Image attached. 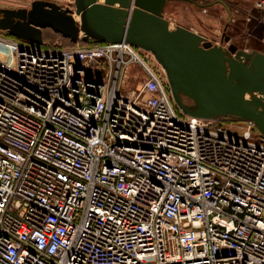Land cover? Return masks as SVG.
<instances>
[{"label": "built area", "instance_id": "2783aa9c", "mask_svg": "<svg viewBox=\"0 0 264 264\" xmlns=\"http://www.w3.org/2000/svg\"><path fill=\"white\" fill-rule=\"evenodd\" d=\"M150 56L0 29V264H264V134L183 112Z\"/></svg>", "mask_w": 264, "mask_h": 264}, {"label": "water", "instance_id": "95a60500", "mask_svg": "<svg viewBox=\"0 0 264 264\" xmlns=\"http://www.w3.org/2000/svg\"><path fill=\"white\" fill-rule=\"evenodd\" d=\"M168 1L76 0L79 21L70 7L33 0L31 7H1L0 29L37 44L51 28L73 43L125 41L147 49L165 68L183 112L253 120L264 134V52L224 47L182 25L170 28Z\"/></svg>", "mask_w": 264, "mask_h": 264}, {"label": "rangeland", "instance_id": "374dc122", "mask_svg": "<svg viewBox=\"0 0 264 264\" xmlns=\"http://www.w3.org/2000/svg\"><path fill=\"white\" fill-rule=\"evenodd\" d=\"M32 1L0 0V8L31 7ZM50 1L62 6L76 7V0ZM164 13L170 21V25L185 26L206 36L216 44L225 45L228 48L234 44L238 49L248 52H252L254 49L264 52V0H169ZM55 33L51 28L44 29V36L47 39L59 38L65 44H70L69 38L61 39L60 35ZM226 37H230V39L226 40ZM94 42L101 41L94 40ZM150 62L159 69L158 63L160 62H154L152 56H150ZM132 72L135 75L131 77L130 83L135 89H139L142 69L139 66H133ZM185 100L192 103L188 98ZM221 118L227 126L232 124L231 127L234 129H238L239 125H244V122L232 120L231 117Z\"/></svg>", "mask_w": 264, "mask_h": 264}, {"label": "trees", "instance_id": "16d2710c", "mask_svg": "<svg viewBox=\"0 0 264 264\" xmlns=\"http://www.w3.org/2000/svg\"><path fill=\"white\" fill-rule=\"evenodd\" d=\"M55 32V31H54ZM57 34V32L55 33ZM58 35H60V38H64L60 33H58ZM45 42H44V45H53V44H58V45H62V46H69V45H74L75 43L71 42V40L69 39L70 41V44H65L64 42H62V40H60L59 38H55L53 40H50V39H47L45 36ZM82 43H84V41H81Z\"/></svg>", "mask_w": 264, "mask_h": 264}, {"label": "bare ground", "instance_id": "6f19581e", "mask_svg": "<svg viewBox=\"0 0 264 264\" xmlns=\"http://www.w3.org/2000/svg\"><path fill=\"white\" fill-rule=\"evenodd\" d=\"M99 2H104V0H98ZM70 7V6H69ZM71 8V7H70ZM76 8V7H75ZM72 9V8H71ZM73 10V15L74 17L77 19V20H81V15L80 14H77L75 12L76 9H72ZM175 21V20H174ZM172 24V23H171ZM176 27V25H170V28L174 29ZM234 55V54H233Z\"/></svg>", "mask_w": 264, "mask_h": 264}, {"label": "crops", "instance_id": "0c3cea01", "mask_svg": "<svg viewBox=\"0 0 264 264\" xmlns=\"http://www.w3.org/2000/svg\"><path fill=\"white\" fill-rule=\"evenodd\" d=\"M253 50V49H252ZM255 50V49H254ZM258 51V50H257ZM248 52V51H247Z\"/></svg>", "mask_w": 264, "mask_h": 264}, {"label": "flooded vegetation", "instance_id": "af4514ba", "mask_svg": "<svg viewBox=\"0 0 264 264\" xmlns=\"http://www.w3.org/2000/svg\"><path fill=\"white\" fill-rule=\"evenodd\" d=\"M238 48V47H237Z\"/></svg>", "mask_w": 264, "mask_h": 264}]
</instances>
